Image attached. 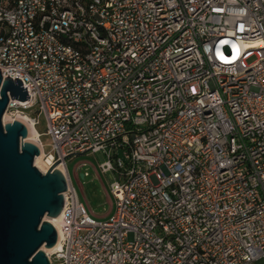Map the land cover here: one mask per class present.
Wrapping results in <instances>:
<instances>
[{"label":"built area","instance_id":"2783aa9c","mask_svg":"<svg viewBox=\"0 0 264 264\" xmlns=\"http://www.w3.org/2000/svg\"><path fill=\"white\" fill-rule=\"evenodd\" d=\"M0 73L65 169L50 264H264V0H0ZM78 153L115 177L104 220Z\"/></svg>","mask_w":264,"mask_h":264},{"label":"water","instance_id":"95a60500","mask_svg":"<svg viewBox=\"0 0 264 264\" xmlns=\"http://www.w3.org/2000/svg\"><path fill=\"white\" fill-rule=\"evenodd\" d=\"M25 88L17 77L2 79L0 73V264H50L43 248L53 247L57 236L48 218L60 214L66 190L58 162L45 173L35 167L40 151L25 141L26 126L3 123L9 97L28 100Z\"/></svg>","mask_w":264,"mask_h":264},{"label":"rangeland","instance_id":"374dc122","mask_svg":"<svg viewBox=\"0 0 264 264\" xmlns=\"http://www.w3.org/2000/svg\"><path fill=\"white\" fill-rule=\"evenodd\" d=\"M26 112L29 114V116L36 118L37 123L34 126L35 131L41 134L40 140L43 144L44 151H49L51 148L50 137L45 133L46 118L44 114L37 115L35 108L31 111ZM102 160L103 159L99 158L98 154L92 155L88 153L71 156L66 159V166L71 175L72 182L78 192L79 199L84 203L87 211L91 212L92 215L98 220H104L107 218L111 202L106 194V191H109V183L113 182L115 178L109 173H107L106 175L101 173V180L97 177L92 164L97 166L99 161ZM82 161L87 162L88 164L78 169L77 172L80 175L84 171H87L89 175L83 178L79 177V183L74 176V168L77 163ZM101 181L103 182V184Z\"/></svg>","mask_w":264,"mask_h":264},{"label":"bare ground","instance_id":"6f19581e","mask_svg":"<svg viewBox=\"0 0 264 264\" xmlns=\"http://www.w3.org/2000/svg\"><path fill=\"white\" fill-rule=\"evenodd\" d=\"M13 119H17L21 121L27 128L28 134L25 138V141H29L32 143L37 142L36 138V131L35 129L32 128L31 126V121L27 119V117H24L22 114H18L16 116H13L12 114H9L7 112L4 113L3 115V123H8L13 121ZM34 165L35 167L41 171L42 173H45L48 171V169L52 166L55 165L54 163L50 162L49 159L43 156V154L40 152L38 155L35 156L34 158ZM56 169L59 170L60 172H65L64 166L62 163H57L56 164ZM49 221L55 226L59 228V222H60V215L52 218H48ZM59 247V243H56L53 247L51 248H43L46 254H49L52 251H55Z\"/></svg>","mask_w":264,"mask_h":264}]
</instances>
